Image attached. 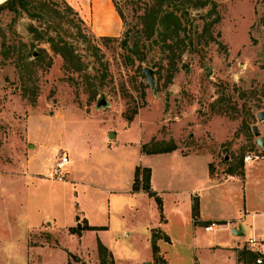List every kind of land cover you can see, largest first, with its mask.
I'll return each mask as SVG.
<instances>
[{"label": "rangeland", "instance_id": "rangeland-1", "mask_svg": "<svg viewBox=\"0 0 264 264\" xmlns=\"http://www.w3.org/2000/svg\"><path fill=\"white\" fill-rule=\"evenodd\" d=\"M152 10L174 11L186 29L137 35L153 24ZM144 67L154 69L156 92ZM101 99L107 107H97ZM262 110L264 0H17L0 9V264H101L98 234L83 216L103 224L109 213L107 235L138 228L136 244L115 238L118 264H153L150 204L119 217L135 204L119 191L135 193L137 165L151 167L168 213L177 212L163 245L169 264H249L239 258L250 250L246 236L219 226L193 232L184 205L207 183L203 159L142 153L203 152L214 177L242 176L247 154L264 158L252 130L264 135ZM62 154L70 163L53 177ZM70 165L74 181L62 183Z\"/></svg>", "mask_w": 264, "mask_h": 264}, {"label": "crops", "instance_id": "crops-1", "mask_svg": "<svg viewBox=\"0 0 264 264\" xmlns=\"http://www.w3.org/2000/svg\"><path fill=\"white\" fill-rule=\"evenodd\" d=\"M95 3L96 1L94 2V5ZM112 136L113 135H111V137ZM61 142H62L61 145L64 147L63 141ZM140 152L142 153L141 149ZM174 153H178L185 158L193 155L203 159L202 162V167L204 169L203 174L207 178L206 180L207 183L199 187L200 189L198 190V193H193L192 191L187 199V203L184 205V211L187 214L188 220L191 222L193 226V232H195L198 228L205 229V226H207L208 224L215 223L216 226H219L220 228H228L227 230L229 231L231 230V232H232V228L240 227L244 232L243 237L244 236L248 237L249 235L254 234L259 239L264 240V158L262 160H259V162L256 163L253 162L254 164L252 163L246 165L242 176L235 175L234 173H229L224 177L217 178V176L214 177L212 174H210V163L212 162V160H210V157L204 154L203 152H192L188 154H182L178 150H174L165 153H155V154L142 153V154L149 156V155H163V154L173 155ZM73 171H74V167L70 165L68 177L70 178L71 181L70 180L62 181V183L67 184L68 182L74 181L73 179L74 177L73 175H71ZM134 174H135V170L132 174V181L134 179ZM217 174L218 173H216V175ZM80 181L82 180H77L78 184H80L79 183ZM132 181L130 185H132ZM90 184H91L90 187L91 191L95 190L98 194L101 193L100 192L101 190L105 191V187H103L101 184L97 185V183H93V182H91ZM151 188L152 191L156 193V195H158L160 198L162 197L158 193L159 189L154 184L152 169H151ZM106 191H108V189H106ZM119 192H122L125 195H128L132 200H135V204L134 203L128 204V206L131 208L125 209L124 212L121 213L119 212V217L121 219L123 218L125 220L126 216L129 213H133V215H137V214L139 215L138 210L142 201L150 204V207L152 208L153 220L150 221V224L145 225L147 226L146 228L149 233V236L147 235V239L150 241L152 247L153 229L155 228L160 229L162 233V237L158 239L157 244L161 250V253L166 259V264H169L168 259L165 257V253H164L165 251L163 250V245L172 243V237L168 233L169 226L172 222V218L170 217V214L177 212L175 211L169 214L162 198H161L162 209H160L155 197L149 195L148 192L142 190L135 193H131L130 190L127 191L120 190ZM105 200H107L110 205V198L109 199L105 198ZM183 202L184 201L182 202L175 201L176 206H181V209L183 208ZM195 202H197L199 206L198 216H194L193 214V208ZM211 205H213V207H211ZM69 217L71 219L70 223H72L71 213ZM107 217H108L107 219L108 223L106 221L103 222V224H100L94 220L97 218L96 216L92 217L88 215L87 217L84 214L83 218H85L88 222V228L85 230L95 231L98 234L97 235L98 240H100L112 253H113L112 250L113 245L115 244L114 240L116 237L120 240L121 238L125 239L126 237L128 239H132V242H134V244L137 243L136 240L139 234L137 232L138 228L135 227L134 229L133 228L129 229L128 227L124 228L123 231H120L117 236L115 234L107 235L111 230V226H113V219L111 218V214L109 213ZM245 232H247L248 234H246ZM232 244L233 243H231V246ZM218 247L222 248L220 245H216L212 248H214L215 250V248ZM231 248L233 249V247ZM231 254L234 256V262H235L236 256L234 254V249ZM115 258H116L115 264H118L117 255ZM150 262H153V253L151 254ZM196 264H209V263H207V261L206 262L197 261Z\"/></svg>", "mask_w": 264, "mask_h": 264}, {"label": "trees", "instance_id": "trees-1", "mask_svg": "<svg viewBox=\"0 0 264 264\" xmlns=\"http://www.w3.org/2000/svg\"><path fill=\"white\" fill-rule=\"evenodd\" d=\"M161 2H164V0H161ZM13 3H11V4H13ZM11 4H9V5H11ZM152 11H153L152 13H148L147 15L151 16V18L153 19V24H150L149 22L144 23V27L141 30L137 31V35L142 34L143 32H146L147 27H148V29H151L152 32L156 29V26H158V27H162L164 29V31H170V32H174L176 34H179V32L181 30L186 29V22L183 21V17H181V15L179 16L174 11H172V10L171 11H165L164 13H162L158 17H157L158 12H156L155 10H152ZM148 35H151V33H148ZM131 37L132 36L130 35V30L125 31L124 42L127 44L128 40ZM136 41H139V40H136ZM136 44L138 45V42H136ZM137 45H136V49L134 50L136 52L138 51ZM179 56L180 55H174L172 57V60L175 61V59H177ZM174 61H173L172 66L176 67L174 64L175 63ZM174 150H175V147H170V148H163L160 150H147V151L144 150V153L155 154V153L171 152ZM141 180H142V184L140 187V186H138V184H140ZM141 190L148 192L151 196H154L157 203H158L159 208L162 209L161 198L158 195H156V193L154 191H152V188H151V168L150 167L137 166L135 169L134 183L132 185V191L137 192V191H141ZM193 214H194V216H198V214H199V206H198L197 202H195V204H194ZM161 237H162V234H161L160 229L159 228L153 229V233H152L153 264H166V259L164 258L163 254L161 253V250L157 244L158 239ZM97 248L99 250L100 257L102 258L101 264H108L103 259L104 253L111 258V262L109 264H114L112 253L109 251V249L100 240H98ZM239 258L241 261H245V262L248 261V263L251 264L253 261L256 262L257 254L251 250H245L240 254Z\"/></svg>", "mask_w": 264, "mask_h": 264}, {"label": "built area", "instance_id": "built-area-1", "mask_svg": "<svg viewBox=\"0 0 264 264\" xmlns=\"http://www.w3.org/2000/svg\"><path fill=\"white\" fill-rule=\"evenodd\" d=\"M264 151V149H262ZM260 157H263L259 154H247L244 158L246 164H252L256 160H259ZM70 163V158L67 154H62L60 156H56L54 162L50 166V174L53 177L63 178L66 173L67 165ZM216 227L215 223H211L205 226L206 231H211ZM246 244L249 246V249L257 254L256 262L258 264L264 263V240L259 239L254 234L246 237Z\"/></svg>", "mask_w": 264, "mask_h": 264}, {"label": "water", "instance_id": "water-1", "mask_svg": "<svg viewBox=\"0 0 264 264\" xmlns=\"http://www.w3.org/2000/svg\"><path fill=\"white\" fill-rule=\"evenodd\" d=\"M15 1L16 0H4L3 2L0 3V9L5 8L6 6H8L9 4ZM143 73L146 75V80L150 84L151 88L156 92L157 87H156V81L154 78V69H152L151 67H144ZM107 106H108V101L106 99H101L97 104L98 108L107 107ZM257 118L260 121H264V110L259 111L257 113ZM252 130H253L254 135L256 136L257 145L260 148L264 149V135L261 134L260 128L258 127V125H253ZM79 228H80V225H79ZM232 234L236 236H243L244 232L240 227L239 228L234 227L232 228Z\"/></svg>", "mask_w": 264, "mask_h": 264}, {"label": "bare ground", "instance_id": "bare-ground-1", "mask_svg": "<svg viewBox=\"0 0 264 264\" xmlns=\"http://www.w3.org/2000/svg\"><path fill=\"white\" fill-rule=\"evenodd\" d=\"M4 0H0V3L3 2Z\"/></svg>", "mask_w": 264, "mask_h": 264}]
</instances>
